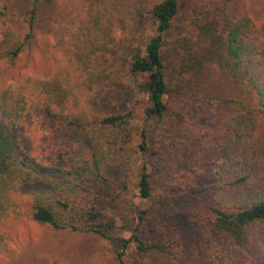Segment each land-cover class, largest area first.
I'll list each match as a JSON object with an SVG mask.
<instances>
[{
  "label": "trees",
  "instance_id": "trees-1",
  "mask_svg": "<svg viewBox=\"0 0 264 264\" xmlns=\"http://www.w3.org/2000/svg\"><path fill=\"white\" fill-rule=\"evenodd\" d=\"M233 1L163 0L155 5L151 13L157 34L144 54L137 50L133 55L130 71L136 79H146L140 84L150 104L146 117L156 121L158 135L171 136L166 98L175 93L205 101L198 85L213 68L238 89L239 98L228 100V111L220 110L213 126L196 134L203 148L218 155L215 191L205 205L213 235L205 257L208 264H264V22L257 24L246 15L231 17ZM40 4L34 0L17 13L24 33L9 28L0 40V60L10 66L38 34L52 30L51 18L40 12ZM169 68L179 69L180 81L167 79ZM69 82L63 70L51 72L40 81L33 102L22 87L0 92V211L55 232L106 240L119 264H183L184 245L179 246V236L167 231L155 212L147 241L138 226L151 217L150 210L137 213V226L128 238L115 234L110 214L114 198L98 183L104 181V161L130 143L131 119L129 114H92L88 97ZM220 101L215 98L216 104ZM33 126L42 131L39 139L30 135ZM69 133L85 139L86 147L64 140ZM156 147L151 165L141 169L138 191L141 198H150L153 179L163 192L159 207L166 209L178 194L194 188V179L172 158L165 162L163 148L158 143ZM150 169L159 173L155 176ZM129 251L133 255L126 259Z\"/></svg>",
  "mask_w": 264,
  "mask_h": 264
},
{
  "label": "rangeland",
  "instance_id": "rangeland-1",
  "mask_svg": "<svg viewBox=\"0 0 264 264\" xmlns=\"http://www.w3.org/2000/svg\"><path fill=\"white\" fill-rule=\"evenodd\" d=\"M33 1L0 0V40L9 28L24 33V23L17 19V13L26 11ZM162 1L41 0L40 12L51 18L52 30L46 35L38 34L14 66L0 60V92L22 87L32 101L39 94L40 81L51 72L63 70L70 86L88 97L87 107L92 114L99 118L129 114L132 139L122 151L104 161V181L98 183L105 195L114 198L110 214L117 227L115 234L128 238L137 226V213L150 210L151 217L138 226L143 240L152 235L155 212L165 229L179 236V246L184 245L183 264H208L205 251L213 235L205 220L209 211L205 205L215 191L218 155L213 149L203 148L196 134L211 128L215 117L221 115L220 110L228 111V100L238 99L239 93L213 68L205 82L198 85L202 96L207 98L205 101L175 93L166 98L169 106L166 125L171 136L157 134L160 128L156 121L146 117L150 104L140 87L146 79L143 76L136 79L130 65L136 51L144 54L151 38L157 34L151 12ZM229 14L233 18L249 16L257 24L264 22V0H234ZM178 24L179 21L174 22V32ZM178 72L179 69L172 68L165 71L173 84L180 81ZM215 98L221 101L216 104ZM143 133L145 139H142ZM30 135L39 139L42 131L33 126ZM63 139L72 141L78 148L86 147V140L72 133ZM165 140L168 145L164 144ZM156 143L163 148L160 151L167 158L165 162H171L168 160L172 158L177 168L187 171L194 179V188L186 195L178 194L166 209L159 207L158 198L163 192L153 179L150 198H141L138 191L139 174L144 164L151 165L155 159L152 154L158 149ZM150 170H154L155 176L159 173L158 169ZM134 249L131 243L130 250ZM132 255L129 251L126 259ZM0 264L119 262L106 240L90 234L55 232L25 218L5 216L0 211Z\"/></svg>",
  "mask_w": 264,
  "mask_h": 264
}]
</instances>
